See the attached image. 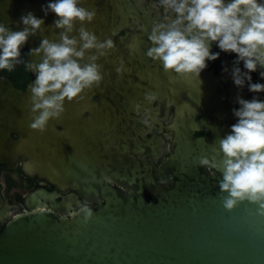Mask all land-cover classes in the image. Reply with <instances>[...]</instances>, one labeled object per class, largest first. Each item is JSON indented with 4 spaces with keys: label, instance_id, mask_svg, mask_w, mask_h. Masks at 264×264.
I'll list each match as a JSON object with an SVG mask.
<instances>
[{
    "label": "water",
    "instance_id": "95a60500",
    "mask_svg": "<svg viewBox=\"0 0 264 264\" xmlns=\"http://www.w3.org/2000/svg\"><path fill=\"white\" fill-rule=\"evenodd\" d=\"M132 1L84 0L85 7L98 11L89 29L101 39L117 32L125 3ZM47 2L0 0V22L17 30L23 26L20 17L33 12L45 20L43 35L52 38L56 17L45 16L41 6ZM41 38L30 37L22 52L38 46ZM28 60L40 58L28 53ZM100 62L105 67L107 57ZM29 71L31 79L25 88L0 72V166H15L23 159L29 173L45 174L62 189L76 188L95 206L75 200L77 211L59 213L38 207L32 195L30 211L10 217L3 210L10 207L0 195V222H5L0 231V264H264V215L250 202L225 209L218 171L212 168L215 174L198 163L201 156L214 155L216 136L196 138L181 128L170 160L173 186L156 185V199L143 194L142 184L136 194L98 180L77 185L75 158L63 153L65 140L75 135V118L71 117L75 102L67 103L63 117L51 121L46 131L32 129L29 88L35 74ZM70 205L65 200L53 204L59 210ZM85 207L94 213L88 222L82 211Z\"/></svg>",
    "mask_w": 264,
    "mask_h": 264
},
{
    "label": "clouds",
    "instance_id": "9594fccd",
    "mask_svg": "<svg viewBox=\"0 0 264 264\" xmlns=\"http://www.w3.org/2000/svg\"><path fill=\"white\" fill-rule=\"evenodd\" d=\"M156 5L163 15L152 23L150 32L145 29L150 42L145 54L165 72L199 78L207 62L217 60L221 52L235 54L232 67L225 64L224 71L238 88L247 87L254 95L251 99L237 96L239 107L232 110L236 122L216 138L214 155L201 156L198 163L218 171L225 209L250 202L264 215V99L260 98L264 82H254L252 75L259 71L264 80V0H156ZM41 7L45 16L56 17L51 26L54 36L43 35L45 20L33 12L20 17L23 26L17 30L0 22V71L22 63V49L30 37H42L28 51L40 60L26 66L35 74L29 88L30 127L44 132L51 121L63 117L67 103L84 99L88 90L103 82L100 61L116 49V42L112 36L101 39L89 29L98 11L85 7L84 0H48ZM213 45L220 51H213ZM124 71L121 59L116 72L122 76ZM156 99L146 92L144 102L133 106L147 126L152 113L145 105ZM82 211L85 222L91 220L93 210Z\"/></svg>",
    "mask_w": 264,
    "mask_h": 264
},
{
    "label": "flooded vegetation",
    "instance_id": "af4514ba",
    "mask_svg": "<svg viewBox=\"0 0 264 264\" xmlns=\"http://www.w3.org/2000/svg\"><path fill=\"white\" fill-rule=\"evenodd\" d=\"M124 9L116 34L110 35L116 49L107 57L104 80L90 98L75 101V115L71 116L75 118V135L65 140L63 153H72L75 158L77 185L98 180L136 194L142 184L143 194L156 199V185L173 186L175 176L170 160L181 128L196 138L223 136L236 122L232 110L239 107L237 96L251 99L254 94L247 87L238 88L230 73L224 71L225 64L232 67L234 53L221 52L217 60L208 61L199 78H181L165 72L160 63L145 54L150 46L145 29L151 31L152 23L163 15V10L158 9L156 0L127 2ZM212 50L220 51L215 45ZM121 59L125 65L122 76L116 72ZM21 60L13 70L0 72L15 80L17 87L25 88L31 79L26 66L28 53L22 52ZM252 75L254 82H264L259 71ZM146 92L157 97L145 105L152 113L150 126L141 122L133 107L144 102ZM260 98L264 99V94ZM25 165L26 161L20 159L15 166H0V195L10 207L3 209L10 217L29 212L28 199L32 195L36 196L38 207L59 213L77 211L75 200L84 206H95L86 202L80 190L70 186L62 189L45 174L29 173ZM211 172L216 174L212 168ZM64 200L71 201L68 209L54 208V203ZM4 226L5 222H0V231Z\"/></svg>",
    "mask_w": 264,
    "mask_h": 264
},
{
    "label": "rangeland",
    "instance_id": "374dc122",
    "mask_svg": "<svg viewBox=\"0 0 264 264\" xmlns=\"http://www.w3.org/2000/svg\"><path fill=\"white\" fill-rule=\"evenodd\" d=\"M14 214H15V212L12 215H14Z\"/></svg>",
    "mask_w": 264,
    "mask_h": 264
}]
</instances>
